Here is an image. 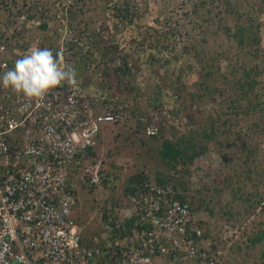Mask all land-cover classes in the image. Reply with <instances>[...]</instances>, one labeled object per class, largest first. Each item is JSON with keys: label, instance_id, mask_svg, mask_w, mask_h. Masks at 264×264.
<instances>
[{"label": "rangeland", "instance_id": "374dc122", "mask_svg": "<svg viewBox=\"0 0 264 264\" xmlns=\"http://www.w3.org/2000/svg\"><path fill=\"white\" fill-rule=\"evenodd\" d=\"M0 25L18 36L10 49L63 52L77 79L126 103L96 150L108 178L79 189L86 234L125 205L132 176L161 173L192 200L219 264H264V0H0ZM197 132L193 161L163 158V140Z\"/></svg>", "mask_w": 264, "mask_h": 264}, {"label": "built area", "instance_id": "2783aa9c", "mask_svg": "<svg viewBox=\"0 0 264 264\" xmlns=\"http://www.w3.org/2000/svg\"><path fill=\"white\" fill-rule=\"evenodd\" d=\"M9 30L0 25V74L31 50L10 49L18 36ZM118 64L123 75L127 65ZM125 105L77 78L43 97L0 86V264H219L216 241L173 184L146 179L90 234L78 221L79 189L104 179L97 146L127 121ZM143 122L144 135L159 134Z\"/></svg>", "mask_w": 264, "mask_h": 264}, {"label": "clouds", "instance_id": "9594fccd", "mask_svg": "<svg viewBox=\"0 0 264 264\" xmlns=\"http://www.w3.org/2000/svg\"><path fill=\"white\" fill-rule=\"evenodd\" d=\"M75 80L76 70L65 66L59 53H56L54 56L52 50L39 47L32 48L29 54L15 61L13 68L0 74V86L11 88L13 91L22 93L26 97H43L49 90L60 85L61 82L71 85ZM107 176H109V173ZM106 178L108 177L104 176L102 182H105ZM83 187L88 186L84 185ZM95 187L97 186L90 189ZM108 212H104L103 215Z\"/></svg>", "mask_w": 264, "mask_h": 264}, {"label": "trees", "instance_id": "16d2710c", "mask_svg": "<svg viewBox=\"0 0 264 264\" xmlns=\"http://www.w3.org/2000/svg\"><path fill=\"white\" fill-rule=\"evenodd\" d=\"M235 35L238 36V33H235ZM249 84L251 87H253L252 83H249ZM162 130L163 129H161V131ZM215 130L216 129L212 127L211 134H214ZM197 136H198V132L196 133L195 136H191V137L182 136V138L179 139L178 141H172L170 139L163 140L162 142L163 146L160 148L163 158L167 159L170 162H178L180 160L186 161L185 159H188L189 161H193L198 154V151L196 152L194 145L197 144V146H202V141H200V139H198ZM204 136L207 137V131H204L203 137ZM153 138H157V136H154ZM189 149H191L192 151H189ZM146 179H147L146 175L141 174V173L132 176V182L134 183V185H132V182H131L129 187L127 188V191H129L130 193H136L140 189L139 186L141 185L143 186L144 181ZM148 181H151V180H148ZM165 181H166L165 178L162 176L161 173H159L158 176L156 177V180L153 182L157 184H167V185L173 184L171 182L167 183ZM173 186L177 188L176 184H173ZM186 197L187 196H184L182 194L177 195V198L183 199V200ZM256 238L257 240H259V239H262L263 236L259 235Z\"/></svg>", "mask_w": 264, "mask_h": 264}]
</instances>
